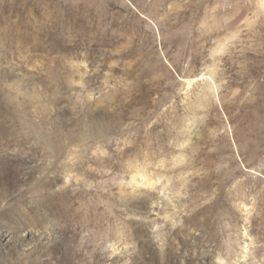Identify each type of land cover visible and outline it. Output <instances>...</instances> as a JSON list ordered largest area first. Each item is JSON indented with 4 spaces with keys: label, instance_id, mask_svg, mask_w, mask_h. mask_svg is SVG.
I'll return each instance as SVG.
<instances>
[{
    "label": "rangeland",
    "instance_id": "1",
    "mask_svg": "<svg viewBox=\"0 0 264 264\" xmlns=\"http://www.w3.org/2000/svg\"><path fill=\"white\" fill-rule=\"evenodd\" d=\"M0 264H264V0H0Z\"/></svg>",
    "mask_w": 264,
    "mask_h": 264
}]
</instances>
